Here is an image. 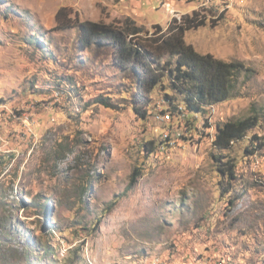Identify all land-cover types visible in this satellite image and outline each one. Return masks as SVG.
Masks as SVG:
<instances>
[{
    "label": "rangeland",
    "instance_id": "1",
    "mask_svg": "<svg viewBox=\"0 0 264 264\" xmlns=\"http://www.w3.org/2000/svg\"><path fill=\"white\" fill-rule=\"evenodd\" d=\"M60 8L80 21L130 18L142 35L194 16L204 24L185 42L247 69L227 99L182 110L167 76L138 93L113 49L57 28ZM248 116L257 124L243 138L213 145L218 123ZM155 255L264 264V0H0V264Z\"/></svg>",
    "mask_w": 264,
    "mask_h": 264
},
{
    "label": "trees",
    "instance_id": "2",
    "mask_svg": "<svg viewBox=\"0 0 264 264\" xmlns=\"http://www.w3.org/2000/svg\"><path fill=\"white\" fill-rule=\"evenodd\" d=\"M203 24L204 20L185 15L180 22L171 21L166 30L154 24L151 33L146 30L142 35L143 27L137 26L130 18H126L120 26L103 21H80L76 16H68L64 8L56 12V27H77V40L81 47L96 44L113 49L114 63L135 74L134 83L138 93L149 92L167 76L171 86L183 95L182 110L193 112L227 99L237 72L247 69L241 61H225L210 53H200L185 42L184 32ZM165 55L172 56L173 60H166L159 66L157 61ZM163 99L167 105L179 109L178 104H174L172 94L165 93ZM96 101L110 106L107 99L99 98ZM133 109L138 113L137 107ZM256 124L255 116L218 123L212 143L216 148L227 149ZM224 165L222 173L232 177V165Z\"/></svg>",
    "mask_w": 264,
    "mask_h": 264
},
{
    "label": "built area",
    "instance_id": "3",
    "mask_svg": "<svg viewBox=\"0 0 264 264\" xmlns=\"http://www.w3.org/2000/svg\"><path fill=\"white\" fill-rule=\"evenodd\" d=\"M131 264H170L167 258H162L159 256L143 257L139 261Z\"/></svg>",
    "mask_w": 264,
    "mask_h": 264
}]
</instances>
